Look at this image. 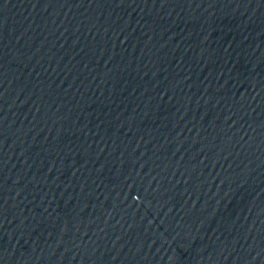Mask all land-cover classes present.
<instances>
[{
	"label": "water",
	"instance_id": "water-1",
	"mask_svg": "<svg viewBox=\"0 0 264 264\" xmlns=\"http://www.w3.org/2000/svg\"><path fill=\"white\" fill-rule=\"evenodd\" d=\"M165 0H0V264H115Z\"/></svg>",
	"mask_w": 264,
	"mask_h": 264
}]
</instances>
